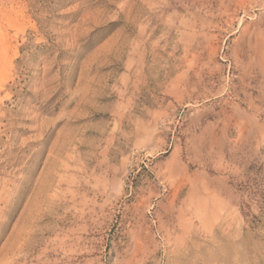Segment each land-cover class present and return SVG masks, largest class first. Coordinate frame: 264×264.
Returning a JSON list of instances; mask_svg holds the SVG:
<instances>
[{
	"label": "rangeland",
	"instance_id": "1",
	"mask_svg": "<svg viewBox=\"0 0 264 264\" xmlns=\"http://www.w3.org/2000/svg\"><path fill=\"white\" fill-rule=\"evenodd\" d=\"M0 264H264V0H0Z\"/></svg>",
	"mask_w": 264,
	"mask_h": 264
}]
</instances>
